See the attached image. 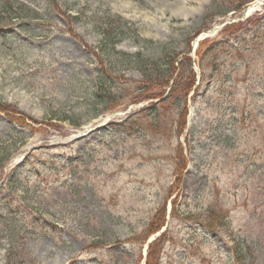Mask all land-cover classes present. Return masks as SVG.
<instances>
[{
  "label": "rangeland",
  "instance_id": "obj_1",
  "mask_svg": "<svg viewBox=\"0 0 264 264\" xmlns=\"http://www.w3.org/2000/svg\"><path fill=\"white\" fill-rule=\"evenodd\" d=\"M102 31L146 59L174 44V84ZM238 245L264 264V0H0V264H237Z\"/></svg>",
  "mask_w": 264,
  "mask_h": 264
},
{
  "label": "trees",
  "instance_id": "obj_2",
  "mask_svg": "<svg viewBox=\"0 0 264 264\" xmlns=\"http://www.w3.org/2000/svg\"><path fill=\"white\" fill-rule=\"evenodd\" d=\"M115 28V27H113ZM103 38L107 40V45H110V51L106 52L107 56L110 57L111 55L114 56L116 62L119 61L118 66L120 65H127V67H131V69L136 70L142 74L144 78L151 82L152 80H162L164 85H169L170 82L174 79L178 66L181 64L179 63V54L177 52L176 46L174 44L163 45L162 48L159 50L157 55L151 59H146L142 56V54L138 53L136 55H129L125 53H121L116 50V42L112 38H116V35L108 36L105 32H101ZM111 37V38H110ZM104 39V40H105ZM111 39V40H109ZM109 40V41H108ZM114 40V41H113ZM187 59H184L186 61ZM189 67H191V63H189ZM167 77V78H166ZM193 77H179L178 81L180 80L185 89L189 90L188 86L190 85ZM188 86H186V84ZM190 87V86H189ZM70 120L69 118H65L64 121ZM79 125V124H77ZM161 226V225H160ZM159 226V227H160ZM212 229H216L215 226L211 225ZM159 230L156 228L154 231ZM234 255L237 260L238 264H244L246 260V253L244 248L241 245H238L234 248Z\"/></svg>",
  "mask_w": 264,
  "mask_h": 264
}]
</instances>
